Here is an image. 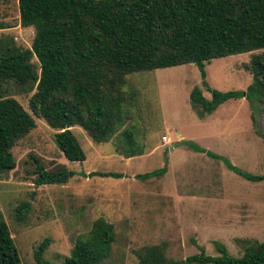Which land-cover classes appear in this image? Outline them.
I'll return each mask as SVG.
<instances>
[{"label":"rangeland","instance_id":"374dc122","mask_svg":"<svg viewBox=\"0 0 264 264\" xmlns=\"http://www.w3.org/2000/svg\"><path fill=\"white\" fill-rule=\"evenodd\" d=\"M32 35V26L18 22L17 0H0V49L30 47ZM262 50L205 61V84L193 62L128 72L124 117L107 140L95 142L82 127L70 126L84 151L82 160L66 159L53 138L57 129L30 111L27 100L34 88L2 84L4 94L16 98L35 121L11 146L14 167L0 174V218L21 264H35L34 250L46 237L43 257L61 262L99 217L111 223L113 238L95 264H140L152 245L176 261L191 254L220 256V245L237 257L264 240V178H247L228 164L264 173V99L228 97L203 114L189 99L193 86L206 98L210 89L246 90L252 74L245 64ZM31 61L39 72L36 57ZM127 134L139 154L121 153ZM35 158L45 169L62 164L72 174L64 182L36 183ZM161 167L160 173L136 176Z\"/></svg>","mask_w":264,"mask_h":264},{"label":"trees","instance_id":"16d2710c","mask_svg":"<svg viewBox=\"0 0 264 264\" xmlns=\"http://www.w3.org/2000/svg\"><path fill=\"white\" fill-rule=\"evenodd\" d=\"M17 9L19 24L32 26L33 35L30 47L0 49V174L14 167L11 146L35 125L19 101L4 94V83L34 88L27 100L30 111L57 129L53 138L66 159L82 160L84 151L70 126L82 127L95 142L107 140L124 117L123 86L128 72L193 62L205 84V61L264 47V0H17ZM245 66L252 74L246 90L210 89L206 98L193 86L189 92L192 105L203 114L228 97L263 100L264 50L252 53ZM262 138L264 143V133ZM131 142L127 134V148L121 151L125 157L140 153ZM186 143L197 147L190 140ZM228 164L247 178H264V173L251 174ZM36 173V183H60L72 174L62 164L45 169L39 162ZM112 238L111 223L96 218L87 236L77 239L59 263L42 255L49 238L40 241L34 250L35 264H95L107 254ZM219 248L220 256L191 254L176 261L166 259L160 246H147L140 264H187L192 260L264 264V240L246 247L237 257L226 254L223 246ZM0 264H21L1 218Z\"/></svg>","mask_w":264,"mask_h":264},{"label":"built area","instance_id":"2783aa9c","mask_svg":"<svg viewBox=\"0 0 264 264\" xmlns=\"http://www.w3.org/2000/svg\"><path fill=\"white\" fill-rule=\"evenodd\" d=\"M162 138H165V136H163Z\"/></svg>","mask_w":264,"mask_h":264}]
</instances>
